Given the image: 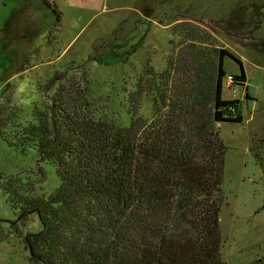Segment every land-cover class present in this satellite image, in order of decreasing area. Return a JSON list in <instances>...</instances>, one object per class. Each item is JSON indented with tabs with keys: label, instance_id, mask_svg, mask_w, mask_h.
<instances>
[{
	"label": "trees",
	"instance_id": "1",
	"mask_svg": "<svg viewBox=\"0 0 264 264\" xmlns=\"http://www.w3.org/2000/svg\"><path fill=\"white\" fill-rule=\"evenodd\" d=\"M41 2L59 26L60 10ZM191 34L181 36L186 51L179 47L160 84L136 85L128 125L89 105L86 91L76 100L66 85L34 106L31 121L23 120L22 108H0L5 140L36 151V169L1 186L19 223L37 216L42 226L25 239L31 264H226L220 230L226 146L217 126L242 123L243 115L240 100L223 99L224 59L241 66L236 81L246 74L234 55L208 50ZM190 57L191 105H180L174 82ZM143 98L153 104L151 116L142 112ZM48 165L59 180L51 194ZM248 264H264V256Z\"/></svg>",
	"mask_w": 264,
	"mask_h": 264
},
{
	"label": "rangeland",
	"instance_id": "2",
	"mask_svg": "<svg viewBox=\"0 0 264 264\" xmlns=\"http://www.w3.org/2000/svg\"><path fill=\"white\" fill-rule=\"evenodd\" d=\"M47 1L62 13L59 26L41 0H0V108H22L26 122L35 105L49 103L66 85L76 100L86 91L89 105L128 125L126 108L136 85L160 84L179 47L186 51L181 36L188 31L208 50H226L242 62L246 79L238 82L241 66L224 59L223 99L241 101L243 122L217 126L226 146L222 258L248 264L263 257L264 0ZM186 65L174 82L180 105H191V57ZM142 105L151 116L150 100L143 98ZM36 167L34 147L17 149L0 134V264H31L25 239L42 226L37 216L19 223L1 186ZM45 169L51 194L59 180L52 165Z\"/></svg>",
	"mask_w": 264,
	"mask_h": 264
},
{
	"label": "water",
	"instance_id": "3",
	"mask_svg": "<svg viewBox=\"0 0 264 264\" xmlns=\"http://www.w3.org/2000/svg\"><path fill=\"white\" fill-rule=\"evenodd\" d=\"M30 251H31V249H30Z\"/></svg>",
	"mask_w": 264,
	"mask_h": 264
}]
</instances>
